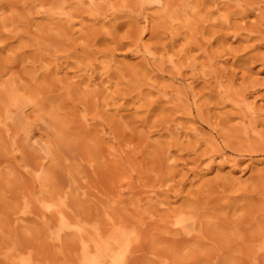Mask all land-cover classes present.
I'll list each match as a JSON object with an SVG mask.
<instances>
[{
    "label": "rangeland",
    "instance_id": "obj_1",
    "mask_svg": "<svg viewBox=\"0 0 264 264\" xmlns=\"http://www.w3.org/2000/svg\"><path fill=\"white\" fill-rule=\"evenodd\" d=\"M99 243L264 264V0H0V264Z\"/></svg>",
    "mask_w": 264,
    "mask_h": 264
},
{
    "label": "bare ground",
    "instance_id": "obj_2",
    "mask_svg": "<svg viewBox=\"0 0 264 264\" xmlns=\"http://www.w3.org/2000/svg\"><path fill=\"white\" fill-rule=\"evenodd\" d=\"M178 224L180 225V227H181V230H182V232H184L185 234H188L189 232H190V230H191V226H192V221H190V220H187V219H184V218H182V219H180L179 221H178ZM124 235H122V233L120 234V233H116L115 232V234H113V235H111V237H109V239L110 238H112V241L113 242H115V243H118V244H120V245H123L122 243H124L125 241H124V239L126 238V236L125 237H123ZM93 239V238H92ZM106 243V242H105ZM101 243H99L98 245H100ZM97 246V245H96ZM102 246V247H101ZM101 248L99 247V249H97V252H96V254L91 258V260L93 261V262H95L96 263V261L97 260H99L100 258L99 257H102L103 256V260L102 261H100L99 262V264H109V260H110V258H111V256L109 255L110 254V252L108 253V249H105L103 252L102 251H100V249L102 250V249H104L103 248V245L101 244ZM106 246V245H105ZM113 246V245H112ZM110 247V246H109ZM97 248V247H96ZM102 252V253H101ZM84 257H82L83 258V260H84V262H85V260H86V258L88 257V255H89V242L88 241H86L85 243H84ZM102 254V255H101ZM88 259L90 260V257H88ZM88 260V261H89ZM114 260V259H113ZM93 262L91 263V264H93ZM98 263V262H97Z\"/></svg>",
    "mask_w": 264,
    "mask_h": 264
}]
</instances>
